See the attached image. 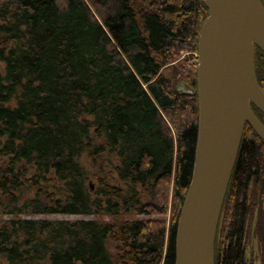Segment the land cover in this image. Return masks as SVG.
Instances as JSON below:
<instances>
[{
  "label": "trees",
  "instance_id": "trees-1",
  "mask_svg": "<svg viewBox=\"0 0 264 264\" xmlns=\"http://www.w3.org/2000/svg\"><path fill=\"white\" fill-rule=\"evenodd\" d=\"M140 1L0 0V61L6 66L0 73V157L6 158L0 210L163 216L172 196L170 224L0 220V259L7 264H175L177 225L195 161L198 42L208 8L204 0H143L146 7ZM182 51L192 53V86L186 84L193 95L178 91V74L163 75ZM255 69L264 90L258 48ZM253 110L264 124V114ZM86 151L95 162L114 155L123 187L100 180L92 193L81 163ZM51 174L62 189L48 190ZM147 192L150 201L142 203ZM259 194L260 202L252 203L251 195ZM261 202L264 140L247 124L215 264H249L247 236ZM259 212L253 226L264 264V209ZM111 237L123 244L117 257L107 247Z\"/></svg>",
  "mask_w": 264,
  "mask_h": 264
},
{
  "label": "water",
  "instance_id": "water-1",
  "mask_svg": "<svg viewBox=\"0 0 264 264\" xmlns=\"http://www.w3.org/2000/svg\"><path fill=\"white\" fill-rule=\"evenodd\" d=\"M198 42L199 124L192 178L176 231L175 264H215L220 219L247 124L264 140V90L255 50L264 53L261 0H204ZM178 91L195 92L183 83Z\"/></svg>",
  "mask_w": 264,
  "mask_h": 264
},
{
  "label": "rangeland",
  "instance_id": "rangeland-1",
  "mask_svg": "<svg viewBox=\"0 0 264 264\" xmlns=\"http://www.w3.org/2000/svg\"><path fill=\"white\" fill-rule=\"evenodd\" d=\"M143 1V0H142ZM140 1L139 5L145 6L146 7V2L143 3ZM139 2V1H138ZM137 2V3H138ZM144 4V5H143ZM5 24V21H2L0 19V25ZM192 62V53L188 51H182L179 56L176 58V61L172 62L167 68L163 70V75L165 76H171L173 74H178L177 80L178 84L177 87L182 85L183 83H187L188 86H192V76L189 75V70H190V65ZM5 69L6 66L3 62L0 61V73L4 76L5 75ZM187 86V87H188ZM189 88V87H188ZM172 128V127H171ZM174 132L175 139H177V131L172 128ZM99 141L95 142V145H98ZM177 153V149L175 150V156ZM102 158L95 162L93 158L89 155V152H85L81 156V163L83 167L86 169L89 177V183L88 186L92 193H94L99 185L100 180H105L112 186H117V187H123V184L116 172V167L119 165L116 157L114 155L110 154H103L101 156ZM6 168V158H1L0 157V178H1V169ZM30 173L29 175L32 176L35 173V167L33 165H29L28 167ZM46 186H48V190L50 192H55L54 190L57 189H62L64 185L60 182H57L55 179L54 174H51L48 177V182L45 183ZM141 191V189L139 188ZM27 197H32L33 193L30 192L28 193ZM260 194L256 195H251V202L254 203L257 201L260 202ZM142 203H148L150 201V193L147 192L142 195L141 198ZM173 202V197L171 196L170 203H169V212L167 215L163 216H145L140 214L137 210H132L128 212H122L119 216H109L105 214L104 212H101L97 215H63V214H51V215H25V214H20V215H11L8 214L9 211L0 210V220L1 223L3 222H8L10 220H25V219H39V220H48L52 222H58V221H67V222H77V221H96L101 224H109L112 226L118 225L120 222H125V221H135V220H151V221H165L168 223V225L171 222V212H172V205ZM257 207L258 204H257ZM262 207V208H261ZM261 207L260 209H264V202H261ZM259 210L256 209V214L254 215V219H252V223L250 224V232L247 236V252H246V259L249 264H261L260 260V252H259V246H258V241L255 239L254 236V226L256 225V221L259 218L260 212ZM259 213V214H258ZM123 244L118 242L115 237H111L107 243V247L109 251L117 257L119 253V249ZM0 264H7V262L3 259H0Z\"/></svg>",
  "mask_w": 264,
  "mask_h": 264
}]
</instances>
